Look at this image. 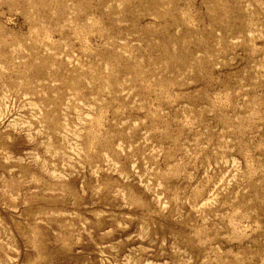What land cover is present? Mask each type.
Here are the masks:
<instances>
[{
	"label": "rangeland",
	"instance_id": "1",
	"mask_svg": "<svg viewBox=\"0 0 264 264\" xmlns=\"http://www.w3.org/2000/svg\"><path fill=\"white\" fill-rule=\"evenodd\" d=\"M0 264H264V0H0Z\"/></svg>",
	"mask_w": 264,
	"mask_h": 264
}]
</instances>
